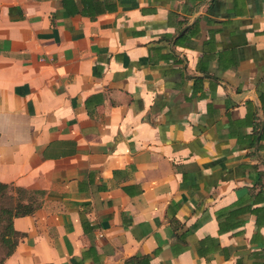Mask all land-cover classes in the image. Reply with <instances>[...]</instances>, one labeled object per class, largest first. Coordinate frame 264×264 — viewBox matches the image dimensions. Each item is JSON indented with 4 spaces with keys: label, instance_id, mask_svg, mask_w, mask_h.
<instances>
[{
    "label": "crops",
    "instance_id": "obj_1",
    "mask_svg": "<svg viewBox=\"0 0 264 264\" xmlns=\"http://www.w3.org/2000/svg\"><path fill=\"white\" fill-rule=\"evenodd\" d=\"M0 183L2 264H264V0H0Z\"/></svg>",
    "mask_w": 264,
    "mask_h": 264
},
{
    "label": "trees",
    "instance_id": "obj_2",
    "mask_svg": "<svg viewBox=\"0 0 264 264\" xmlns=\"http://www.w3.org/2000/svg\"><path fill=\"white\" fill-rule=\"evenodd\" d=\"M10 190H13L16 196L9 195ZM43 196L44 192H31L0 183V198L7 200L5 206L0 207V216L3 223L0 242L3 246H9L4 257L0 260V264L12 255L19 241L24 237L23 234L13 229V219L32 216L41 207Z\"/></svg>",
    "mask_w": 264,
    "mask_h": 264
},
{
    "label": "rangeland",
    "instance_id": "obj_3",
    "mask_svg": "<svg viewBox=\"0 0 264 264\" xmlns=\"http://www.w3.org/2000/svg\"><path fill=\"white\" fill-rule=\"evenodd\" d=\"M9 195H12V196H16L15 192L13 190H10ZM32 196V195H31ZM6 199H2L0 198V207L1 206H5L6 204ZM2 232H3V223L1 221V216H0V240H1V235H2ZM9 249V246L6 247V246H3L2 243L0 242V260L4 257L6 251Z\"/></svg>",
    "mask_w": 264,
    "mask_h": 264
}]
</instances>
